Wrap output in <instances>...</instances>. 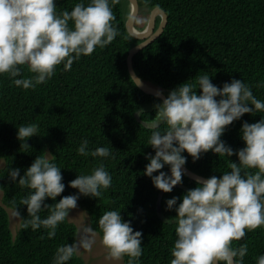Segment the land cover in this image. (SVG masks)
<instances>
[{
	"label": "trees",
	"instance_id": "1",
	"mask_svg": "<svg viewBox=\"0 0 264 264\" xmlns=\"http://www.w3.org/2000/svg\"><path fill=\"white\" fill-rule=\"evenodd\" d=\"M138 13L133 21L137 30L147 22L154 7L161 8L167 22L161 34L136 52L131 60L136 75L165 96L184 82L195 83L196 77L207 74L217 86L232 78L255 85L264 81V0H137ZM79 0H56L57 10H71ZM87 3V0H85ZM119 29L116 39L104 48L96 47L91 55L74 61L70 71L57 66L53 77L35 89L15 86L7 74L0 75V264H52L58 246L76 241L77 228L66 220L60 223L56 235L48 230L24 227L27 206L23 197L32 190L13 183L9 168H20L21 175L37 155H50L60 166L66 187L57 197L78 192L68 182L78 174H88L101 161L112 175V186L102 190L100 198L80 196V204L92 229L102 238L98 220L106 210H120L124 220H130L134 230L143 234L141 264H170L171 248L176 239L175 211L166 209V200L196 186L195 180L183 175V183L165 193L158 190L144 174L149 161L145 154H155L146 145L157 122L154 105L162 100L141 90L131 78L126 58L129 50L144 38L130 34L125 26L129 1L119 0L113 7ZM155 16L152 32L158 27ZM25 78L34 74L22 66ZM257 98L264 100V88L253 87ZM201 90L197 89V94ZM218 99V98H217ZM264 113H246L227 126L221 139L234 150L244 147L240 129L243 121L254 123ZM21 124H37L39 134L24 140L17 137ZM161 129L166 125L161 123ZM83 138L89 148L105 146L112 157L81 156L77 148ZM50 152V153H48ZM185 166L204 176L222 175L230 171V159L208 151L198 160L185 151ZM163 171H169L167 165ZM255 171V170H251ZM158 174V173H154ZM45 203H55L47 198ZM179 203V201H178ZM7 207H17L21 213L18 230L13 234ZM48 210L40 213L41 218ZM247 243L245 264H256L264 253V226L247 232L234 246ZM128 257L123 258L127 264ZM67 264H84L74 255Z\"/></svg>",
	"mask_w": 264,
	"mask_h": 264
},
{
	"label": "clouds",
	"instance_id": "2",
	"mask_svg": "<svg viewBox=\"0 0 264 264\" xmlns=\"http://www.w3.org/2000/svg\"><path fill=\"white\" fill-rule=\"evenodd\" d=\"M118 3L79 0L71 10L58 11L56 0H0V75L7 74L15 86L27 90L47 83L59 65L70 71L74 61L91 55L96 47H106L119 35L113 23V7ZM22 66L34 75L25 78ZM132 79L136 85L140 83L139 78ZM253 87L264 88V81L253 85L232 78L221 87L204 74L196 77L195 83L180 84L154 105L158 120L149 126L153 131L146 145H151L155 154H145L149 163L144 174L158 190L169 193L183 183L185 151L193 161L208 151L219 157H238V162L230 159V171L197 179L196 186L182 198L166 200V209L176 213L170 264H245L247 243L234 246L233 242L264 226V115L254 123L243 121L244 147L234 150L221 139L227 126L244 114L264 113V100L254 95ZM161 123L166 127L161 129ZM17 129L18 139L28 146L27 139L39 134L37 124H21ZM77 154L112 157L109 147L90 149L87 138L81 140ZM165 165L169 171L161 170ZM61 169L50 155H37L23 175L20 168L8 169L13 183L32 190L21 200L30 217L24 227H43L49 238L77 208L80 196L100 198L102 190L112 186V175L101 161L90 173L78 174L68 182L78 192L57 200L66 187ZM47 198L55 203H45ZM44 210L49 215L41 218ZM13 216L22 218L17 207ZM98 224L110 259L119 261L127 256V264H141L142 231L134 230L120 210L104 211ZM86 231L91 236L58 246L52 264H67L81 248L91 251L96 233L92 228ZM255 259L256 264H264V253Z\"/></svg>",
	"mask_w": 264,
	"mask_h": 264
},
{
	"label": "water",
	"instance_id": "3",
	"mask_svg": "<svg viewBox=\"0 0 264 264\" xmlns=\"http://www.w3.org/2000/svg\"><path fill=\"white\" fill-rule=\"evenodd\" d=\"M128 1H129V13L125 21V26L128 32L132 34L133 36L138 37V38H144L141 42L137 43L129 50L127 58H126L127 67H128V71H129L131 78L133 77L139 78L132 68V64H131L132 57L141 48H143L148 43L152 42L155 38H157L161 34L167 22V16H166V13L161 8L154 7L148 16V19L145 25L141 29L137 30L133 26V21L138 13V1L137 0H128ZM157 15L160 16V21H159L158 27L152 32L153 25H154V19H155V16ZM139 80H140V83L137 86L144 92L148 94H153L155 96H157V93L160 92L162 95L157 96V97H159L161 100H163V98L166 97L165 94L161 90L148 85L147 83L142 81L140 78ZM184 173L195 181H197V179L207 178V177L201 176L191 171L185 165H184Z\"/></svg>",
	"mask_w": 264,
	"mask_h": 264
},
{
	"label": "rangeland",
	"instance_id": "4",
	"mask_svg": "<svg viewBox=\"0 0 264 264\" xmlns=\"http://www.w3.org/2000/svg\"><path fill=\"white\" fill-rule=\"evenodd\" d=\"M3 165V160L0 159V168ZM3 191L0 188V204L2 202ZM9 224L13 234L16 233L20 223V217L13 216L14 209L8 208ZM69 222H72L77 228L76 241L82 238L91 236V233L87 232L86 229L91 228L88 222V216L84 208L78 204L76 209L70 212V216L67 218ZM96 233V232H95ZM84 261V264H124L123 259L116 261L110 259L108 256V250L102 243V238L96 233L95 244L91 251H87L83 248L77 253Z\"/></svg>",
	"mask_w": 264,
	"mask_h": 264
}]
</instances>
